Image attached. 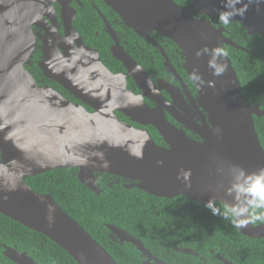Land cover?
Wrapping results in <instances>:
<instances>
[{
  "label": "water",
  "instance_id": "obj_1",
  "mask_svg": "<svg viewBox=\"0 0 264 264\" xmlns=\"http://www.w3.org/2000/svg\"><path fill=\"white\" fill-rule=\"evenodd\" d=\"M54 1L0 0V213L48 236L79 264H119L51 193L36 191L26 179L55 168L77 167L78 179L98 193L96 173L101 172L136 180L135 187L157 197L183 195L201 204L213 197L215 202L230 203L231 197L225 194L231 180L227 169L239 165L254 172L264 167V146L255 123V116H264V109L247 102L227 54L219 60L227 71L216 77L208 68L210 57L196 53L224 45L250 51L230 39L225 26L211 20L225 10L224 0H189L205 17L175 0H118V12L129 27L171 38L179 44L187 73L199 66L205 81L212 82L203 87L195 83L198 94L191 104L169 105L157 92V104L151 107L129 91L126 80L118 86V78L86 48L61 53L58 46L67 38L53 31L49 37L35 32L34 27L42 26L53 10ZM236 21L249 34L264 39V3L250 4L246 15L232 22ZM38 42L44 74L76 95L81 93L94 112L37 83L26 65ZM99 65L105 72L96 71ZM136 79L142 88L149 86L144 74ZM116 110L152 125L168 146L157 144L149 131L123 122ZM166 111L180 126L167 119ZM218 167H224L225 174H219ZM181 169H191L190 181L178 179ZM107 226L147 256L144 264H165L139 238L126 236L119 226ZM238 230L248 237H264V223L250 222ZM3 247L5 257L15 264H40L27 251Z\"/></svg>",
  "mask_w": 264,
  "mask_h": 264
},
{
  "label": "flooded vegetation",
  "instance_id": "obj_2",
  "mask_svg": "<svg viewBox=\"0 0 264 264\" xmlns=\"http://www.w3.org/2000/svg\"><path fill=\"white\" fill-rule=\"evenodd\" d=\"M117 2L118 0H55L52 4L53 10L49 14L51 17L45 16L46 21L42 23V26H35V32L49 37L53 31V33H59L62 38H67L64 44L58 46L61 53H64V49L79 51L82 50L81 48H86L95 60L99 58L104 68L115 78H118V86H122L126 80L129 91L136 97L142 96L151 107L157 104L155 101V98H158L157 92H161L169 105L175 102L182 105L191 104L198 94V89L195 83L189 79L179 44L156 31L138 32L129 27L118 12ZM195 14L205 17L198 10ZM215 18L211 19L213 23ZM40 45L41 43L38 42L32 60L26 65L27 70L33 74L37 83L40 86L55 88L69 101L81 104L89 111L94 112L95 108L82 99L81 93L76 95L44 74L39 66V62L44 58ZM95 60L94 64H97ZM103 66L99 65L96 71L105 72ZM94 71L92 74H95ZM139 73L147 76L148 87L140 86L136 79ZM163 97L159 95L160 100H163ZM116 114L123 122L135 128L149 131L157 144L168 146V143L152 125H143L120 110H116ZM166 116L169 121L180 126V123L169 111H166ZM189 134L198 138L190 132ZM97 173L100 174L97 176L100 191L114 189L115 185L135 187L134 184L137 182L114 174L108 176L109 173ZM155 197L157 201L164 202L166 200L163 197ZM175 198H169L172 199L169 206H172ZM183 202L185 207L183 208L182 225L186 228L178 227V223L174 219L175 212L173 214L159 213L156 219L158 226L154 232H149L146 235V241L125 228L119 227L126 231V236L139 238L146 250L151 251L165 264H227L226 262L251 264L241 260L234 252H228L229 256H227L223 249L211 245L210 240L208 241L204 237H193L190 232V224L191 219L197 216L198 211L193 213L190 211L189 201L183 200ZM262 223L264 222L257 221L254 224ZM107 224L111 223H106V226ZM108 238L111 244L119 242L121 246H124L129 243L128 239L122 238L117 232H112L110 229ZM254 239L263 242L264 237ZM124 250L128 251V248L126 247ZM140 257L141 260L147 259V256L143 257L141 251Z\"/></svg>",
  "mask_w": 264,
  "mask_h": 264
},
{
  "label": "trees",
  "instance_id": "obj_3",
  "mask_svg": "<svg viewBox=\"0 0 264 264\" xmlns=\"http://www.w3.org/2000/svg\"><path fill=\"white\" fill-rule=\"evenodd\" d=\"M185 8L197 12L189 0H175ZM195 12V13H196ZM214 23L221 24L219 15ZM222 25V24H221ZM225 26V25H223ZM226 35L250 52L230 45H224L227 54L236 69L243 86L247 102L260 104L264 109V39L258 34H249L239 22L225 26ZM256 128L264 146V116H255ZM77 167L55 168L38 175L29 176L27 183L36 191L51 193L56 202L75 218L102 246H104L119 264H144L140 251L132 243L121 246L118 242L111 244L106 223L116 224L135 234L143 241L149 232L158 226L159 213L173 214L178 227L182 225L183 200L191 204L190 211L197 212L191 219L190 232L193 237L208 239L211 245L218 246L229 256L234 254L251 264H264V240L254 239L234 228L230 220L214 216L205 204L193 201L183 195L172 199L157 201L155 195L139 189L115 185L114 189L101 190L99 193L90 189L78 179ZM97 176L100 174L96 173ZM108 176H112L109 173ZM77 187V188H76ZM223 210L224 204L215 202ZM202 208V209H201ZM192 213V214H193ZM16 246L27 251L40 264H79L63 247L48 236L37 232L16 220L0 213V264H15L5 257L3 245ZM128 251H125V248Z\"/></svg>",
  "mask_w": 264,
  "mask_h": 264
},
{
  "label": "clouds",
  "instance_id": "obj_4",
  "mask_svg": "<svg viewBox=\"0 0 264 264\" xmlns=\"http://www.w3.org/2000/svg\"><path fill=\"white\" fill-rule=\"evenodd\" d=\"M176 2V1H175ZM252 3H264V0H224V9L219 13V21L222 25H229L235 17L243 18L248 6ZM197 57L208 55V68L212 70V75L219 77L227 71V65L219 63L220 58L225 55L224 50L217 46L209 49L205 47L198 50ZM189 79L198 86L203 87L206 83L211 86L212 82L205 81L200 73L199 66H194L191 69ZM216 133L221 132L217 128ZM83 162V161H81ZM107 166V163L105 164ZM219 174H225L224 167H218ZM227 174L231 176L230 185L225 189V194L231 197V202H225L223 210L216 206L215 199L211 197L205 207L208 208L214 216H222L223 219L230 220L231 224L236 229L245 227L248 223L257 221L264 222V167L257 169L254 172H248L239 165H232L227 169ZM192 175L191 169H181L178 179H183L185 182L190 181ZM190 187V183L187 184ZM218 188H223V185H218Z\"/></svg>",
  "mask_w": 264,
  "mask_h": 264
}]
</instances>
